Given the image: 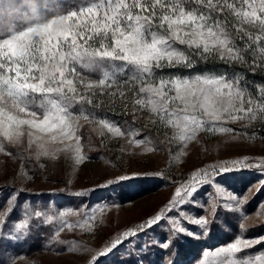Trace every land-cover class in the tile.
I'll return each instance as SVG.
<instances>
[{
    "label": "snow or ice",
    "instance_id": "1",
    "mask_svg": "<svg viewBox=\"0 0 264 264\" xmlns=\"http://www.w3.org/2000/svg\"><path fill=\"white\" fill-rule=\"evenodd\" d=\"M225 68L232 69L231 75ZM238 68L264 73V0H80L71 8L59 0H0V154L16 159L12 149L26 139L36 160L63 154L74 172L89 159L81 143V120L94 125L102 140L107 135L132 137L130 156L160 151L147 146L151 141L136 139L138 129L122 131L103 114L105 109L115 112L117 104L124 115L131 105L134 118L137 112L148 113L149 123L164 130L173 162L188 155L184 149L198 142L201 132L232 133V140L238 141L249 134L221 125L245 119L264 123V84L243 86L247 77ZM174 144L179 147L172 153ZM105 164L114 166L107 160ZM242 170H258L264 177V156L194 169L161 210L108 238L98 249L77 250L59 239L65 228L79 227L94 235L90 221L96 218L95 209L75 225L63 220L77 214L73 210L57 216L34 210L33 215L45 223L59 219L61 226L51 240L68 245L64 252L86 255V264H104L130 237L161 221L170 225V235L153 243L167 251L180 235L196 237L184 221L206 228L207 217H189L181 207L195 203L194 194L202 189L209 199L200 207L210 206L215 213L223 199L242 211L248 193L237 194L224 183L228 174ZM18 175L25 182L32 179L23 165ZM138 177L134 171L107 183ZM248 191L264 192V179ZM20 192L13 189L5 196L0 229L17 208ZM258 208L264 209V201ZM30 219L20 220L14 231L26 233ZM208 251L224 258L218 264H264V235H237Z\"/></svg>",
    "mask_w": 264,
    "mask_h": 264
},
{
    "label": "rangeland",
    "instance_id": "2",
    "mask_svg": "<svg viewBox=\"0 0 264 264\" xmlns=\"http://www.w3.org/2000/svg\"><path fill=\"white\" fill-rule=\"evenodd\" d=\"M59 2L71 8L79 4L80 0ZM237 70L246 74L243 86L252 88L253 85L264 84V73L253 74L246 68ZM225 71L231 75L232 69ZM116 109L115 112L105 109L103 114L118 123L122 131L138 129L136 139L151 141L147 146L155 145L161 150L130 156L128 152L133 149L128 140L132 137L112 138L107 135L102 140L98 131L94 130V125L81 120V143L89 159L74 172L72 161L63 154L59 159L36 160L27 150L26 139L24 144L12 149L18 154L16 159L0 154V208L6 207L5 196L8 193L13 189H21L17 208L0 229V264H11L13 259L15 264H86V255L64 252L63 249L68 245L51 240L61 226V221L55 219L45 223L43 217L33 215L34 210H41L48 216H57L63 210L76 211L77 214L63 218L64 222L75 225L87 218L86 213L91 214V210L95 209L96 218L90 221L94 235L79 227L72 231L65 228L59 239L68 241L77 250L81 247L98 249L108 238L142 223L146 217L161 210L194 169L242 156H264V123L259 119L221 125L249 134L247 137L241 136L238 141L232 140V133L201 132L198 142H189L184 149L188 155L173 162L170 160L164 130H157L156 126L149 123L148 113L137 112L134 118L131 105L127 115L122 114V105L117 104ZM178 147L174 144L170 151L175 153ZM121 148L125 151L121 152ZM134 150L142 151L139 148ZM106 160L114 166L106 165ZM41 163L44 164L43 168L40 167ZM22 165L27 175L32 177L27 182L18 175ZM134 171L139 173L136 179L107 183L118 175ZM260 179L264 177L258 170H242L225 177L224 183L230 191L248 193L242 211H237V205L232 201L221 199L213 213L210 206L200 207L209 199L207 190L202 189L194 194L195 203L182 205V210L189 217L204 216L208 219L206 228L183 222L184 227L197 233L195 238L180 235L176 238L178 243L174 242L171 248L164 251L153 243L170 235V225L167 221H161L159 225L130 237L105 258L104 264H218L224 258L214 256L208 250L226 245L237 235H264V216L260 215L264 209L258 208V203L264 201V192L253 195L248 191ZM78 192L83 195L78 196ZM170 215L175 216L176 213ZM28 217H31L29 230L26 233L15 232V224Z\"/></svg>",
    "mask_w": 264,
    "mask_h": 264
},
{
    "label": "trees",
    "instance_id": "3",
    "mask_svg": "<svg viewBox=\"0 0 264 264\" xmlns=\"http://www.w3.org/2000/svg\"><path fill=\"white\" fill-rule=\"evenodd\" d=\"M209 66H211V65H209ZM225 70H228V68H225ZM249 77H250V76H249ZM249 77H248V78H249ZM252 77H253V76H252ZM250 78H251V77H250ZM255 78H257V77H255Z\"/></svg>",
    "mask_w": 264,
    "mask_h": 264
}]
</instances>
